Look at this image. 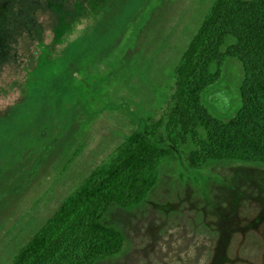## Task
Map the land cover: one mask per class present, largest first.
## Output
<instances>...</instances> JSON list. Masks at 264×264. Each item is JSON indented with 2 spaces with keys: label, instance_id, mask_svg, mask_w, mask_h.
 I'll return each instance as SVG.
<instances>
[{
  "label": "rangeland",
  "instance_id": "rangeland-1",
  "mask_svg": "<svg viewBox=\"0 0 264 264\" xmlns=\"http://www.w3.org/2000/svg\"><path fill=\"white\" fill-rule=\"evenodd\" d=\"M65 1L59 18L49 0H12V24L20 25L19 10L43 19V28L61 27L62 16L73 22L75 2ZM219 1L146 0L64 97L49 100L46 81L66 59L53 56L52 43L41 46L42 59L29 46L24 92L32 96L38 85L48 97L26 103L0 153V264H13L69 201L111 182L136 134L162 150L155 179L145 191L109 197L97 224L121 243L94 264H264V161L202 152L206 132L194 126L195 109L191 124L176 125L171 136L168 128L186 54ZM27 29L13 32L0 58V95H12L13 77L24 74L15 61L37 35ZM217 68L196 105L212 124L229 125L241 107L245 69L234 54ZM212 94H222L216 105ZM21 103H0V116Z\"/></svg>",
  "mask_w": 264,
  "mask_h": 264
},
{
  "label": "trees",
  "instance_id": "trees-1",
  "mask_svg": "<svg viewBox=\"0 0 264 264\" xmlns=\"http://www.w3.org/2000/svg\"><path fill=\"white\" fill-rule=\"evenodd\" d=\"M107 1L108 8L105 7L106 0H87L88 6L82 9L80 0H76L73 6L77 10L75 20L67 23L65 16L61 17L62 25L55 29V39L49 43H52L53 56L60 52V58L66 59V64H61L52 79L46 81L47 88L53 90L49 100L71 93L70 82L75 74L127 28L146 2ZM67 18L72 17L68 15ZM229 41L233 42L230 44ZM229 54L238 56L245 69L241 107L231 124L214 125L201 116L197 97L215 81L216 68ZM38 58L42 59V52ZM181 70L182 77L168 122L170 136L176 125L192 123L195 109L198 122L194 126H201L206 132L205 139L200 142L202 152L264 161V0H220L192 43ZM47 97L37 85L35 94L21 104L10 106L12 109L0 116V153L26 103L47 101ZM217 97L221 98L222 94L210 95V105ZM133 143L136 146L128 154L126 166L113 172L112 181L84 191L69 201L20 252L13 264H94L119 249V237L97 224L99 214L109 203L110 196L121 197L147 190L154 182L162 151L139 134ZM129 162H133L132 165Z\"/></svg>",
  "mask_w": 264,
  "mask_h": 264
},
{
  "label": "flooded vegetation",
  "instance_id": "flooded-vegetation-1",
  "mask_svg": "<svg viewBox=\"0 0 264 264\" xmlns=\"http://www.w3.org/2000/svg\"><path fill=\"white\" fill-rule=\"evenodd\" d=\"M76 1V0H74ZM66 1L63 0L62 2L55 3L54 0H49V6L53 7L55 11L59 14L60 18V8L62 5L64 7ZM14 3L12 0H0V58H4L7 56L8 48L10 46V43L12 42L11 36L14 31H18L19 29H23L24 23L27 25L30 32H33L34 34L37 33L36 39L34 41L30 42L29 45L25 47L24 53H19V58H16L15 61V68H20L21 72L24 74L20 76H14L12 82L15 84L12 88L15 90V92L12 95H9L8 93L6 95H0V103L6 102V104H16L20 103L22 100H26L27 95L24 92V81L26 80L25 76L27 75V67H28V55L30 53L29 46L32 48V52L36 55H32L35 58H38V55L42 52V49L40 46H43L44 43L50 42L51 40L55 39V29L57 28V25H54L52 28H43V19H38L34 16L28 17L26 16L22 10L18 11V15L21 18L22 21H20V25L13 23V16L15 15V12L13 11ZM58 18V21H59ZM75 20V19H74ZM32 60L31 62H33ZM11 69V68H10ZM8 71V70H7ZM4 72L0 73V76ZM24 77V78H23ZM12 88H9L12 90ZM3 90V89H2ZM5 90V89H4ZM18 100L17 102H15Z\"/></svg>",
  "mask_w": 264,
  "mask_h": 264
}]
</instances>
